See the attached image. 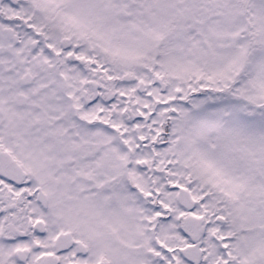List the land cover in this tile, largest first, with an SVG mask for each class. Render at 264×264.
Segmentation results:
<instances>
[{
    "label": "snow or ice",
    "instance_id": "6c2138e0",
    "mask_svg": "<svg viewBox=\"0 0 264 264\" xmlns=\"http://www.w3.org/2000/svg\"><path fill=\"white\" fill-rule=\"evenodd\" d=\"M0 264H264V0H0Z\"/></svg>",
    "mask_w": 264,
    "mask_h": 264
}]
</instances>
